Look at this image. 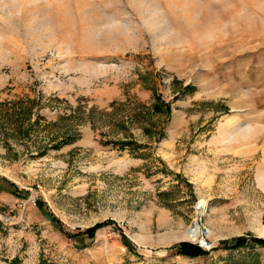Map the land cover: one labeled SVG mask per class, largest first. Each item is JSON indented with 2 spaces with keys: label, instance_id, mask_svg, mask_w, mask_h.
I'll use <instances>...</instances> for the list:
<instances>
[{
  "label": "rangeland",
  "instance_id": "1",
  "mask_svg": "<svg viewBox=\"0 0 264 264\" xmlns=\"http://www.w3.org/2000/svg\"><path fill=\"white\" fill-rule=\"evenodd\" d=\"M0 115V264H264V0H0Z\"/></svg>",
  "mask_w": 264,
  "mask_h": 264
},
{
  "label": "trees",
  "instance_id": "2",
  "mask_svg": "<svg viewBox=\"0 0 264 264\" xmlns=\"http://www.w3.org/2000/svg\"><path fill=\"white\" fill-rule=\"evenodd\" d=\"M22 102V104L19 103V107H15L13 106V108H9L6 109L4 111V115L6 118H12L13 114L14 116L16 115L18 117V119H21V129H20V135L23 138H29L30 137V129H29V125L27 128L23 129L22 126H25L26 123V119L29 117V114L32 113V108H26L25 107V103L23 101H19ZM35 102V100H34ZM153 112L158 113V112H166L167 114H170L171 112V105L170 104H166L162 98H160L159 96H156L155 98V103L153 104ZM15 112H18L17 114H15ZM1 116V115H0ZM35 123L38 125L39 124V119H37L35 121ZM8 124H4L3 126H7ZM6 128L3 127V131L5 133ZM71 140L69 138H65L63 140V142L57 144L55 146L56 149L60 148V145H63L67 142H70ZM105 144H113L115 147H118L122 150H126V149H132V148H136L138 147L137 142H135V140H116V141H107L104 142ZM14 191L11 192L14 195L20 196L21 193H23L22 191L19 190V188L15 185L12 184ZM27 193V192H25ZM36 206L44 213L46 214L50 219L51 222L58 227V229L69 239L75 240L78 238H86L89 239L90 241H94V239L96 238V234L97 232L103 228L106 227L107 225H112L115 224V222L113 221H109V222H103V223H99L96 224L93 227H90L84 231H79L77 233H71L68 232L63 223L60 221L59 218H57L55 216V214L50 210V208L48 207L47 203L44 202L42 199H38L36 201ZM88 246L87 245H83L82 247H80V249H86ZM256 247H262L264 248V238H258L252 235H246V236H239V237H235L232 239H228V240H223L219 243V246L210 249V250H206L203 247H201L199 244H193V243H189V242H181L178 243L176 245H174L173 247L169 248V250L171 251L172 255L174 256H181V257H186L189 259H197V258H204V257H208L211 255L212 252L214 251H218V250H225V251H237V250H241V249H246V248H256Z\"/></svg>",
  "mask_w": 264,
  "mask_h": 264
},
{
  "label": "bare ground",
  "instance_id": "3",
  "mask_svg": "<svg viewBox=\"0 0 264 264\" xmlns=\"http://www.w3.org/2000/svg\"><path fill=\"white\" fill-rule=\"evenodd\" d=\"M202 207H203V208L205 207V204H204V203H201V204H200V208H199V210H202V209H203ZM204 245H205V244H204ZM205 246H206V245H205Z\"/></svg>",
  "mask_w": 264,
  "mask_h": 264
},
{
  "label": "water",
  "instance_id": "4",
  "mask_svg": "<svg viewBox=\"0 0 264 264\" xmlns=\"http://www.w3.org/2000/svg\"><path fill=\"white\" fill-rule=\"evenodd\" d=\"M199 208H200V206L198 207V209H199ZM200 246L204 247L205 245L203 246V244H200Z\"/></svg>",
  "mask_w": 264,
  "mask_h": 264
}]
</instances>
